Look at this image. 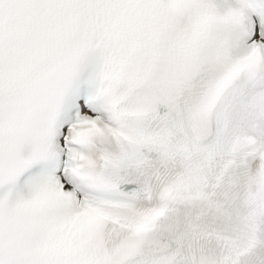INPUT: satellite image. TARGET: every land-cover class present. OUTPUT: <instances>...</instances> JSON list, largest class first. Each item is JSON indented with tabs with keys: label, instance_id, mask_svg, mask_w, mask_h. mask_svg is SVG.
I'll use <instances>...</instances> for the list:
<instances>
[{
	"label": "snow or ice",
	"instance_id": "1",
	"mask_svg": "<svg viewBox=\"0 0 264 264\" xmlns=\"http://www.w3.org/2000/svg\"><path fill=\"white\" fill-rule=\"evenodd\" d=\"M0 264H264V0H0Z\"/></svg>",
	"mask_w": 264,
	"mask_h": 264
}]
</instances>
